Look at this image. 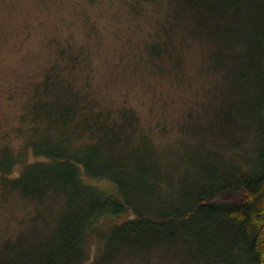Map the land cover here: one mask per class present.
Wrapping results in <instances>:
<instances>
[{"label":"rangeland","instance_id":"374dc122","mask_svg":"<svg viewBox=\"0 0 264 264\" xmlns=\"http://www.w3.org/2000/svg\"><path fill=\"white\" fill-rule=\"evenodd\" d=\"M187 2L0 0V160L8 156L13 161L8 171L0 167V255L7 245L13 246L5 253L6 264H16L14 258L28 264L34 256L30 253H39L34 250L42 252L47 244H55L51 233L65 213L66 199L59 191L49 189L40 198L25 196L14 186L28 166L43 160L30 144L48 135L57 139L46 131V121L42 127L40 119L27 114L33 99L45 94L41 88L50 72L74 76L68 77L74 88L104 111L134 112L137 129L155 143L152 159L169 200L179 194L185 175L190 176L187 184L199 179L198 161H191L184 149L235 161L240 144L243 150L249 148L252 118L241 119L238 111L251 97L234 91L233 83L225 79L230 66L223 69L217 61L226 54L233 61L234 54L247 46L230 51L231 44L212 39L208 33L221 29L219 17L207 15L208 22L203 23L202 12L192 11ZM174 13L177 21H168L163 28L161 22ZM163 29L169 32L172 60L154 63L143 42L163 35ZM257 53L264 61V42ZM78 54L82 68L70 71V58ZM84 180L113 193L108 180L85 176ZM82 246V264L95 262L103 237L88 234ZM193 259L184 247H155L131 253L118 264H190Z\"/></svg>","mask_w":264,"mask_h":264},{"label":"trees","instance_id":"16d2710c","mask_svg":"<svg viewBox=\"0 0 264 264\" xmlns=\"http://www.w3.org/2000/svg\"><path fill=\"white\" fill-rule=\"evenodd\" d=\"M187 6L202 12L203 23L208 22L207 15L219 17L222 30L209 32L212 39L225 40L232 45L230 51L247 46L234 54L233 61L227 54L217 61L223 69L230 66L225 79L233 83L234 91L251 97L238 111L241 119L252 118L249 148L243 150L240 144L235 161L184 149L191 161H198L199 179L187 184L190 176L185 175L179 194L169 200L152 159L155 143L137 129L134 112L102 110L74 88L68 79L74 76H59L53 70L41 88L45 94L33 99L27 114L40 119L41 126L46 121V131L57 139L48 135L30 144L43 160L28 166L14 186L25 196L40 198L55 189L65 197L66 206L51 233L56 243L47 244L42 252L34 250L39 253H30L34 256L28 264H82V244L91 233L103 237V247L98 260L89 264H118L131 253L178 246L194 256L190 264H264V61L257 53L264 42V0H189ZM176 14L166 16L162 27L177 21ZM163 30V35L143 42L154 63L172 60L169 32ZM80 57L71 56L70 71L81 70ZM12 165L8 156L0 160L7 171ZM81 174L108 180L113 193L85 184ZM219 196L223 199L217 200ZM123 218L129 219L119 221ZM11 247L2 250L0 264H6L4 256Z\"/></svg>","mask_w":264,"mask_h":264}]
</instances>
